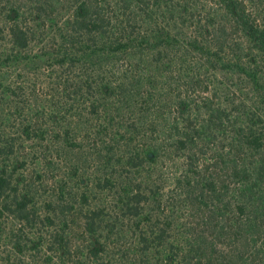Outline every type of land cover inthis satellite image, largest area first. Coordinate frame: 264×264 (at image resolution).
Returning a JSON list of instances; mask_svg holds the SVG:
<instances>
[{"label":"trees","instance_id":"16d2710c","mask_svg":"<svg viewBox=\"0 0 264 264\" xmlns=\"http://www.w3.org/2000/svg\"><path fill=\"white\" fill-rule=\"evenodd\" d=\"M188 1L0 0V264H264V0Z\"/></svg>","mask_w":264,"mask_h":264},{"label":"rangeland","instance_id":"374dc122","mask_svg":"<svg viewBox=\"0 0 264 264\" xmlns=\"http://www.w3.org/2000/svg\"><path fill=\"white\" fill-rule=\"evenodd\" d=\"M188 3L181 5L183 7L187 8L189 7L190 9L188 11H186L185 13H177L175 15V17H173V19H169V20H163L162 17H160V19L158 18V22L160 23L161 26H159L158 30H163L164 26L166 27L168 23H170V25L175 26V30H178L177 32H180L177 34L178 38H182V32L183 34H186L187 37L189 38H193L195 39V37L197 36L198 30H200V27L206 24L207 18L208 16H210L208 14V12L212 13V11L209 8V6L211 5L210 2L211 0H189ZM152 6L154 5V7H158V3L154 4V2H152L151 4ZM180 6V5H178ZM198 8V11H192L191 8ZM117 15H121L122 13L120 11H116L115 9L111 10L110 12H114ZM55 16V15H52ZM116 16V15H115ZM118 17V16H117ZM120 18H118L119 20ZM56 23H59V20L55 21ZM163 26V27H162ZM169 26V25H168ZM197 51L194 50L193 53L195 54ZM12 55V46L9 42L8 38L5 37H0V57H2V59H7L9 56ZM34 57V55L32 56ZM2 76H6L7 74H10L11 77H9V79L7 80L6 84L10 81H17L19 75L22 74V71L20 68L17 67H13L11 69H1L0 70ZM38 75H36L35 72H33L29 77V81L31 82L29 84V86H31L30 89H33L35 84L38 83Z\"/></svg>","mask_w":264,"mask_h":264}]
</instances>
